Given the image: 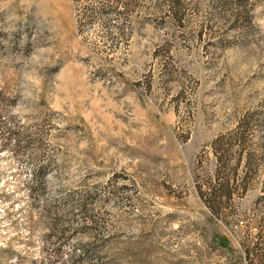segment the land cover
<instances>
[{"label": "rangeland", "instance_id": "rangeland-1", "mask_svg": "<svg viewBox=\"0 0 264 264\" xmlns=\"http://www.w3.org/2000/svg\"><path fill=\"white\" fill-rule=\"evenodd\" d=\"M0 264H264V0H0Z\"/></svg>", "mask_w": 264, "mask_h": 264}, {"label": "trees", "instance_id": "trees-1", "mask_svg": "<svg viewBox=\"0 0 264 264\" xmlns=\"http://www.w3.org/2000/svg\"><path fill=\"white\" fill-rule=\"evenodd\" d=\"M211 208H213V207H211Z\"/></svg>", "mask_w": 264, "mask_h": 264}]
</instances>
